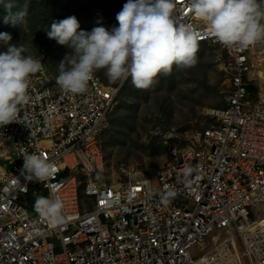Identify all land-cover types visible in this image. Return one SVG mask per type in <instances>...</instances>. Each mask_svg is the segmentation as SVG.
Segmentation results:
<instances>
[{
	"label": "built area",
	"instance_id": "2783aa9c",
	"mask_svg": "<svg viewBox=\"0 0 264 264\" xmlns=\"http://www.w3.org/2000/svg\"><path fill=\"white\" fill-rule=\"evenodd\" d=\"M190 2L175 0L173 17L215 50L225 106L203 110L188 141L167 131L154 176L120 165L106 182L100 133L118 89L94 74L86 93L66 94L44 67L17 122L0 127V264H264V70L253 60L264 43L223 46ZM25 153L55 163L46 181L28 178ZM39 196L62 203L61 222L35 210ZM213 232L223 239L204 250Z\"/></svg>",
	"mask_w": 264,
	"mask_h": 264
},
{
	"label": "clouds",
	"instance_id": "9594fccd",
	"mask_svg": "<svg viewBox=\"0 0 264 264\" xmlns=\"http://www.w3.org/2000/svg\"><path fill=\"white\" fill-rule=\"evenodd\" d=\"M0 5L5 24L25 23L27 4L21 7L15 0H0ZM174 7L175 0H127L116 15L119 26L111 31L103 26L90 32L79 30L75 16L52 21L48 38L71 49L58 64L56 83L61 91L86 93L94 73L101 69L110 82L123 84L131 78L135 88L147 90L159 74H171L174 65L195 66L197 33L176 23ZM189 9L225 47L246 49L264 43V0H191ZM11 41L9 33L0 32L4 46L0 51V127L17 122L20 106L30 98L31 77L44 70L26 46ZM23 161L31 180L46 181L56 168L35 153H25ZM62 207L55 198L39 196L35 201V210L53 223L62 221Z\"/></svg>",
	"mask_w": 264,
	"mask_h": 264
},
{
	"label": "rangeland",
	"instance_id": "374dc122",
	"mask_svg": "<svg viewBox=\"0 0 264 264\" xmlns=\"http://www.w3.org/2000/svg\"><path fill=\"white\" fill-rule=\"evenodd\" d=\"M30 1L34 3L32 7ZM125 3L127 0H23L17 5L27 4L26 18L30 17L32 22L30 24L26 19L17 29L9 24V30L15 31L11 43L26 46L30 54L41 60L54 85L59 87L56 83L58 64L71 53V49L48 38L52 21L75 16L80 23L79 30L90 32L94 27L103 26L111 31L119 26L116 15ZM81 6L90 11L81 9ZM0 51H4L2 43ZM255 51V68L264 70V45L256 47ZM196 55L195 66L181 69L174 65L172 73L165 75L167 79L163 84L155 80L147 90L135 88L131 78L128 85L134 89H124L126 81L123 84L110 82L104 69L94 73L107 86L118 89L115 104L100 133L105 161L104 181L118 179L120 165L135 164L154 176L165 163L168 153L164 134L175 129L184 142L188 141L204 123L203 110L225 105V85L217 69L215 50L199 46ZM256 82L259 88L264 87V78ZM254 218L252 215L251 219ZM211 236L223 239L222 234L213 232L205 239L204 250L212 246ZM203 252L192 250L194 257Z\"/></svg>",
	"mask_w": 264,
	"mask_h": 264
},
{
	"label": "trees",
	"instance_id": "16d2710c",
	"mask_svg": "<svg viewBox=\"0 0 264 264\" xmlns=\"http://www.w3.org/2000/svg\"><path fill=\"white\" fill-rule=\"evenodd\" d=\"M15 2L16 3H20V2H23V0H15ZM34 5V3L33 2H29V6L30 7H32ZM81 9H83V10H85V11H87V12H89L90 11V9L89 8H87V7H83V6H81ZM17 9H13V11H16ZM4 15H5V13H4V9H3V6H0V32H7V31H9V32H7V33H9L11 36H12V40L14 39V37H15V31L14 30H12V28H11V31L9 30L10 29V27H9V24H5L4 23V21H3V17H4ZM29 22H30V24H31V22H32V20H31V18L30 17H27L26 18ZM20 28V25L19 26H16V27H14V28ZM1 44V43H0ZM199 46H206V45H199ZM167 79V77L163 74V73H161V74H159L156 78H155V80L157 81V82H161L162 84L165 82V80ZM128 80L125 82V84H124V86H123V88L124 89H129V90H131V89H134V87H132V86H129L128 85ZM123 89V90H124ZM249 90H250V92H253L254 90H255V88H253V87H250L249 88ZM225 106V105H224ZM224 106H222V107H224ZM222 107H219V108H222ZM79 193H80V191H79Z\"/></svg>",
	"mask_w": 264,
	"mask_h": 264
},
{
	"label": "bare ground",
	"instance_id": "6f19581e",
	"mask_svg": "<svg viewBox=\"0 0 264 264\" xmlns=\"http://www.w3.org/2000/svg\"><path fill=\"white\" fill-rule=\"evenodd\" d=\"M259 74L261 78H264V71L260 72Z\"/></svg>",
	"mask_w": 264,
	"mask_h": 264
}]
</instances>
